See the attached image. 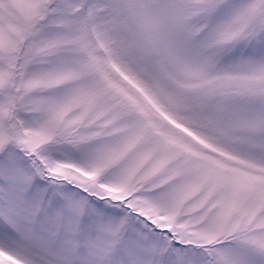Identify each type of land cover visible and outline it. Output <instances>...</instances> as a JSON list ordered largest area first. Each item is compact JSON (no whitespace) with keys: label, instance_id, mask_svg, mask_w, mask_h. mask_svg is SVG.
Returning a JSON list of instances; mask_svg holds the SVG:
<instances>
[{"label":"snow or ice","instance_id":"snow-or-ice-1","mask_svg":"<svg viewBox=\"0 0 264 264\" xmlns=\"http://www.w3.org/2000/svg\"><path fill=\"white\" fill-rule=\"evenodd\" d=\"M0 264H264V0H0Z\"/></svg>","mask_w":264,"mask_h":264}]
</instances>
